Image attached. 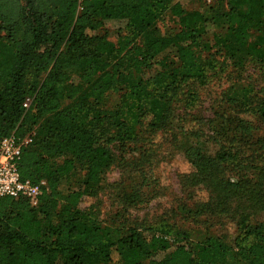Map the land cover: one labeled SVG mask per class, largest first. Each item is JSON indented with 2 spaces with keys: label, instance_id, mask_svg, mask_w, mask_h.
<instances>
[{
  "label": "trees",
  "instance_id": "1",
  "mask_svg": "<svg viewBox=\"0 0 264 264\" xmlns=\"http://www.w3.org/2000/svg\"><path fill=\"white\" fill-rule=\"evenodd\" d=\"M225 1V9L185 12L178 0H0V141L29 137L17 171L44 182L35 206L0 198V264H264V223L250 222L264 213V99H233L218 115L210 136L222 144L213 154L197 145L203 118L188 112L199 100L193 85L213 69L210 48L246 45L245 56L264 63V0ZM167 11L179 26L156 36L153 24ZM108 92L119 99L103 111ZM175 120L190 167L183 184L204 200L195 214L235 221L233 244L208 235L187 246L163 225L122 232L82 206L114 163L112 148L130 145L138 158L120 164L115 187L125 203H139L142 160L155 138H175ZM78 170L82 188L64 190L62 179Z\"/></svg>",
  "mask_w": 264,
  "mask_h": 264
},
{
  "label": "rangeland",
  "instance_id": "2",
  "mask_svg": "<svg viewBox=\"0 0 264 264\" xmlns=\"http://www.w3.org/2000/svg\"><path fill=\"white\" fill-rule=\"evenodd\" d=\"M178 2L185 12L226 7L225 0H178ZM115 25L110 21L105 28L109 39L113 41L119 34L114 29ZM178 26V19L167 11L153 24L152 29L156 36L165 37L172 34ZM102 32L103 30L97 31L99 34ZM210 38L211 31L204 36V39ZM253 38L251 37L250 40ZM245 48L246 45L231 46L224 51L210 48L208 54L209 56L213 54V69L208 73L204 84L193 85L199 100L188 112L203 118L204 135L197 141V145L208 154L220 149L222 143L215 142L210 136V131L219 114L228 115L229 109H232L233 99L238 100L246 95L253 98L254 102L264 99V63L257 64L246 57ZM119 95V92H108L100 101L101 109L108 111L113 108ZM29 100L31 102V98ZM30 102L27 100V106ZM68 102L64 100L62 105ZM180 110L181 104L177 103L176 112ZM178 126L179 123L175 120V138L172 135H167V140H163L162 137L155 138V144H152L145 160H142L143 180L141 179L140 186L142 200L139 203L133 205L125 203L115 187L125 176L120 164L126 162L130 168V162L138 158L139 151L134 145H130L123 150L125 152H121L117 147L112 148L114 163L100 174L95 194L85 198L82 206L90 204L91 215L106 226L120 228L122 232L136 228L147 234L148 228L163 225L171 240L187 246L197 238L208 235L221 237L227 243L233 244L238 235L235 221L216 214H195V211L199 210L198 204L204 200L198 201V198H203L202 194L198 197L196 192L193 193L183 184L182 174L190 171V167L181 151ZM34 133L32 131L33 135ZM129 150L133 151L128 152ZM82 182L83 171L78 170L71 176L63 178L61 187L64 190H77L82 188ZM250 222L264 223V213L257 212ZM221 264L246 263L231 259Z\"/></svg>",
  "mask_w": 264,
  "mask_h": 264
},
{
  "label": "built area",
  "instance_id": "3",
  "mask_svg": "<svg viewBox=\"0 0 264 264\" xmlns=\"http://www.w3.org/2000/svg\"><path fill=\"white\" fill-rule=\"evenodd\" d=\"M81 1L78 0V3ZM27 104L26 101L23 105L26 107ZM29 142V137L18 138L14 135L0 141V198L4 196L24 197L32 206H35L38 204L41 193L40 186L44 182L33 184L29 180H22L17 171L21 150Z\"/></svg>",
  "mask_w": 264,
  "mask_h": 264
}]
</instances>
